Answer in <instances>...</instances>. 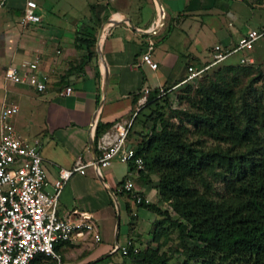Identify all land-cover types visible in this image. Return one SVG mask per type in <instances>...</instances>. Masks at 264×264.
<instances>
[{
  "label": "crops",
  "instance_id": "1",
  "mask_svg": "<svg viewBox=\"0 0 264 264\" xmlns=\"http://www.w3.org/2000/svg\"><path fill=\"white\" fill-rule=\"evenodd\" d=\"M25 1L0 0V104L4 99L16 103L14 128L28 141L40 140L47 190L58 167L71 166L78 154L83 161L94 159L91 122H95V131L100 128L102 132L114 120L128 118L142 87H148L151 94L160 86L175 84L189 64L207 59L212 46L231 48L247 29L264 21V0H83L87 10L81 16L66 11H74L73 6L66 10L54 6L65 0H34L39 20L22 24ZM91 13L101 21L99 28L104 27V32L87 55L86 49L74 46L73 36L77 24ZM152 26H156L154 33ZM148 39L153 40L150 56L157 64L155 69L141 61ZM35 56L39 69L49 77L45 90L5 81L7 65ZM67 85L71 91L59 95ZM133 139L128 138L132 145ZM130 170L129 163L118 160L99 173L87 165L83 173H74L64 184L58 214H89L98 226L100 240L84 233L57 243L61 264H102L106 256H115L111 251L115 242L132 237L136 246H144L151 239L155 214L125 193L114 194ZM132 175L136 192L163 207L154 187L157 176L142 180L135 170Z\"/></svg>",
  "mask_w": 264,
  "mask_h": 264
},
{
  "label": "trees",
  "instance_id": "2",
  "mask_svg": "<svg viewBox=\"0 0 264 264\" xmlns=\"http://www.w3.org/2000/svg\"><path fill=\"white\" fill-rule=\"evenodd\" d=\"M100 22L91 13L74 32V46L86 49L87 55L92 52L89 47L95 44ZM235 61L251 64L240 63L239 58ZM237 63L226 62L192 94H185L188 107L173 108L181 112L175 115L178 124L166 120L155 107L161 96L154 97L156 91L152 92L128 132L143 161L138 177L147 180L156 175L158 199L170 208L143 200L138 203L155 214L149 241H157L167 227L174 226L178 241L171 250L182 256L181 264H264V101L237 95L238 78L226 76L246 69ZM82 64L83 60L78 63ZM138 126L149 128L139 134ZM100 130L96 128L95 133ZM217 182L220 191L215 190ZM123 193L131 197L129 191L114 192ZM189 240L197 243L191 245ZM121 255L140 264H170L165 253L149 248L133 251L130 246ZM46 258L35 256L29 264H50ZM111 261L106 256L102 264Z\"/></svg>",
  "mask_w": 264,
  "mask_h": 264
},
{
  "label": "built area",
  "instance_id": "3",
  "mask_svg": "<svg viewBox=\"0 0 264 264\" xmlns=\"http://www.w3.org/2000/svg\"><path fill=\"white\" fill-rule=\"evenodd\" d=\"M34 0H26L20 23H33L39 20L35 12ZM156 26L150 28L154 33ZM264 36V21L257 27L249 28L240 36L231 48H222L219 44L212 46L207 59L197 65L189 64L182 80L193 81L199 78L209 67L226 57L239 52V62L250 64L252 57L246 55L253 43ZM153 40L148 39L141 54V61L152 69L157 64L150 56ZM39 57L28 61L9 64L3 69L5 81L13 85L31 87L36 91L45 90L49 77L38 66ZM178 84V83H176ZM159 87L154 97H159L176 86ZM71 91L65 86L58 94L64 96ZM149 88L142 87L132 107L129 117L117 119L106 130L95 133V122L90 123L91 144L95 150L92 160H82L78 154L69 167H58L56 177L51 182V190L42 166L40 140L28 141L14 128L11 121L17 112V104L3 100L0 104V264H29L38 254L51 259L53 264H61L62 256L55 251L57 243L71 239L73 235L90 233L94 241L100 240L96 222L89 214L70 211L65 216L58 214L59 195L64 184L74 173H83L87 165L97 173L112 160L129 163L131 170L122 180L118 190L131 192L135 203L146 197L140 196L132 181V172L142 168V157L136 154L135 147L128 140L132 120L138 110L149 101ZM137 250L131 238L115 242L111 251L125 254L129 247Z\"/></svg>",
  "mask_w": 264,
  "mask_h": 264
},
{
  "label": "rangeland",
  "instance_id": "4",
  "mask_svg": "<svg viewBox=\"0 0 264 264\" xmlns=\"http://www.w3.org/2000/svg\"><path fill=\"white\" fill-rule=\"evenodd\" d=\"M65 2L56 3L54 5L56 8L59 7L61 10L69 9V6H73L76 8L74 11L66 10L71 15H77L81 16L86 13V7H83V0H65ZM68 1L70 3H68ZM45 9L42 8V12L46 13L44 11ZM73 10V9H72ZM80 23L77 24V27L79 28ZM97 41H95L96 44ZM95 44H93V50L95 48ZM246 55H252L254 56L255 60L253 63L250 64V66H245L242 64L237 63L236 60L239 56V52L233 54L228 59L224 61H220L219 63L209 67L206 72L203 74L202 77L197 78L193 81H184V82H178L175 87L170 89L169 91L165 92L161 97L159 98V101L157 103L156 108H159L161 112H163L166 120L169 122L178 124L179 118L175 116L176 114H180L181 112H175L173 111V108L177 109H185L188 107V101L187 98H185V94H192L193 91L196 89L198 84L204 80L206 77L212 76L213 72L216 71L218 68H222L226 65V62L233 61V63H237L238 66H244L246 69L242 70V72L236 71L234 73H227V78H230L231 76H235L238 78V84L234 86V89L236 90V93L238 96H247L248 98L251 97H260L261 100L264 101V36L258 38L254 43L253 47L250 51L245 52ZM1 82L3 81L2 77L0 78ZM11 84V83H10ZM187 86V87H186ZM245 94V95H244ZM146 112H149V108ZM17 117L20 116V112L17 113ZM14 117L12 116L11 121L14 124ZM184 123L187 124V121L184 120ZM18 124V123H17ZM189 125V124H187ZM157 127H159L157 125ZM143 130L141 126H138L136 129V132L139 134L146 133L148 131ZM16 129V126H15ZM25 137H28L24 135ZM211 140L208 141L210 143ZM215 190L220 191L221 190V184L219 182L215 185ZM162 206L170 209L169 206L166 203H162ZM171 214L173 217H176V213L171 211ZM178 217V216H177ZM153 228V226H152ZM166 233L161 235L157 241H153L152 243L150 241H147L144 244H147V246L143 245H137L138 247L137 251H142L144 248H149L151 250L156 251L157 253H165V255L168 257V262L170 264H181L182 262V256L180 254H177L176 252L172 251L171 248L175 246V244L178 241V232L174 226H169L166 228ZM194 243H197L194 240H189V244L193 245ZM36 256L44 257L41 254H38ZM48 263L53 264V261L51 259L48 260ZM109 264H140L139 262L135 261L132 258L125 257L119 253H116L113 257V261Z\"/></svg>",
  "mask_w": 264,
  "mask_h": 264
},
{
  "label": "water",
  "instance_id": "5",
  "mask_svg": "<svg viewBox=\"0 0 264 264\" xmlns=\"http://www.w3.org/2000/svg\"><path fill=\"white\" fill-rule=\"evenodd\" d=\"M156 1L158 2V0H156ZM125 20H127L129 22V24L132 26V23L127 18H125ZM108 23H112V20H108ZM103 32H104V27L101 26L97 32V36H96L97 41L103 35Z\"/></svg>",
  "mask_w": 264,
  "mask_h": 264
}]
</instances>
